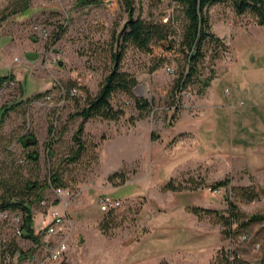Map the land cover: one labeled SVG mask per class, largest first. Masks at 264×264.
I'll use <instances>...</instances> for the list:
<instances>
[{
  "label": "rangeland",
  "instance_id": "374dc122",
  "mask_svg": "<svg viewBox=\"0 0 264 264\" xmlns=\"http://www.w3.org/2000/svg\"><path fill=\"white\" fill-rule=\"evenodd\" d=\"M26 2L30 9L23 13ZM133 7L134 17L145 20H162L168 13H177L168 0H133ZM212 10H224L221 21L248 34L246 38L231 35L229 45L225 44L227 51L219 50L216 58L213 46L205 47L204 74L209 77L213 70L215 80L233 61L232 51L240 62L243 51L249 48L246 46L253 45L250 35L257 24L249 14L237 16L230 6ZM127 20L122 0H103L98 5H84L79 0H0V78H13L0 89V108L21 102L1 127L0 180L20 171L24 176L48 182L58 172L73 196L60 198L48 189L43 196L49 206L37 203L34 214H43L44 219L54 211L49 209L61 202L59 210L69 214L68 223L74 227L69 236L70 250L82 252L86 246L81 232L88 231V242L93 245L100 243L97 235H104L108 246L114 248V263L126 262L131 257L127 252L132 250L134 263L142 264L145 244H155L160 237H177L180 250L192 251V258L200 262L212 255L208 261L219 264L221 251L234 243L243 259L259 264L264 253V133L259 142H251L244 158L232 154L231 142L206 147V128L201 129L199 122L206 120L208 101L204 96L210 87L203 96L192 87L176 95L173 84L179 63L175 56L169 55V63L151 73L153 59L149 55L132 46L126 49L121 70L137 77L133 96L150 101L152 107L140 112L134 98L115 94L113 104L123 108L126 115L118 121H87L82 133L85 149L74 160L78 148L75 133L82 121L75 115L78 103H83L86 91L93 96L98 93L112 69L111 55L118 50L116 40ZM250 49L257 53L256 47ZM156 50L161 53L159 48ZM75 86L80 87V96H67L65 90ZM193 123L198 124L197 128L192 127ZM31 134L38 144L26 148L20 138ZM187 139L183 149L182 142ZM190 149L192 152H187ZM32 151L39 153L38 169L26 160ZM186 152L189 158H184ZM184 160L187 161L183 163ZM225 179L231 181L228 187L213 188ZM170 180L181 189L163 190ZM240 188L254 189L257 199L248 201L241 192L234 191ZM106 190L114 191L108 196L124 202L109 217L100 210L99 203L101 192ZM3 193L0 184V197ZM228 200L246 218H254L235 242L225 237V227L218 216L192 212L197 207L225 214ZM86 216L91 221L83 223L84 227L69 222L73 217L84 220ZM12 234L10 222L0 220V241L10 239ZM243 235H248V241L240 240ZM58 240L50 238L45 244L42 239L39 246L24 239L18 242L24 251L34 250L31 255H37L41 263ZM62 262L70 264L67 253L52 264ZM187 263L195 262L179 260V264Z\"/></svg>",
  "mask_w": 264,
  "mask_h": 264
},
{
  "label": "trees",
  "instance_id": "16d2710c",
  "mask_svg": "<svg viewBox=\"0 0 264 264\" xmlns=\"http://www.w3.org/2000/svg\"><path fill=\"white\" fill-rule=\"evenodd\" d=\"M79 1L84 5H98L103 0ZM122 1L126 7L128 20L125 22L122 31L117 37L118 50H115L111 55L113 63L112 69L102 82L98 93L93 96L89 91H86L87 96L84 98L83 103H78V110L75 115L80 117L82 121L75 133V141L77 142L78 148L75 152L74 160H77L85 149L84 142L82 141V133L87 121L93 118L118 121L126 115L123 108L116 107L113 104L112 100L115 94L123 93L134 98L135 105L140 112L149 110L152 107L150 101L133 96V91L138 84L137 77L134 74L121 70V62L129 46L149 55L153 59V63L149 67L151 73L163 68L165 64L169 63V55L175 56L179 66L177 71L178 77L173 84V92L177 95L192 87L196 88L197 95L203 96L215 78V72L213 70L210 71L211 76L209 77H205L204 74V70L207 68V51L205 47L208 44L213 46V58L218 57L219 50L223 52L227 51L225 43L211 30L209 18L210 8L215 5L230 6L236 15L242 16L249 14L257 25L264 26V0H168L175 5V12L177 13L176 15L173 14L172 18L167 22L163 18L162 20H145L141 17H134L135 9L133 7V0ZM29 9V5L26 2L22 6L21 11L25 13ZM178 21L180 25H177ZM157 48L161 50L160 54L157 53ZM11 79L13 78L8 76L0 78V89ZM74 88L80 89V87L75 86L65 90L66 95L70 96L71 90ZM40 97L37 96V98ZM70 97L77 98L79 96ZM20 106L21 102L0 108V131L1 127L9 118L10 113L16 111ZM50 132L53 133V128H51ZM20 143L28 148L30 146H37L38 141L31 134V136H22ZM26 160L33 163L35 169L39 168V153L37 151L28 152ZM230 183L231 181L229 179H225L216 182L213 188L228 187ZM0 184L4 190V193L0 197V213L8 212L12 217L20 216L21 222L18 225L22 233L20 239L28 240L33 242L34 245L39 246L42 242V236L36 233L34 229V206L37 203H41L44 208L49 206V202L45 199L43 193L48 189H52L55 192L58 188H66L62 177L58 172H54L48 182H43L34 178L33 175L27 177L18 171L10 174L8 178L0 180ZM180 189V187L174 185V180H170L163 188L165 191L173 192L179 191ZM234 191H237V194L241 192L240 195H243L248 201H252L258 197L254 189L240 188L234 189ZM114 211L108 212V217L112 216ZM192 212L196 215L206 213L208 215L218 216L220 218L219 222L225 227L223 232L225 237L233 240L242 232L247 231L251 223L254 222L253 217L246 218L232 201H229V208L225 214L215 210L197 207L193 208ZM0 220L10 222L13 229V234L10 239H2L0 241V264L3 263L2 261L6 256L13 255L15 252L20 253L21 259L18 261L22 264V260L26 256L31 255L34 250L26 252L21 248L18 238L14 236L15 224L11 222V216ZM234 226L236 228L233 229ZM101 230L104 233L106 232L104 226L101 227ZM234 254L237 255L238 252L235 251ZM219 257V264H233L230 261V253L225 249L221 251ZM62 264L66 263L62 262ZM160 264L171 263L163 261ZM235 264L250 263L237 258ZM259 264H264V253Z\"/></svg>",
  "mask_w": 264,
  "mask_h": 264
},
{
  "label": "crops",
  "instance_id": "0c3cea01",
  "mask_svg": "<svg viewBox=\"0 0 264 264\" xmlns=\"http://www.w3.org/2000/svg\"><path fill=\"white\" fill-rule=\"evenodd\" d=\"M219 6L223 5H215L209 10L212 32L226 45H229L231 35H233L234 38L239 34L244 38L248 37L245 30H237L235 26L225 25L224 22L221 21L220 18L223 16L224 10H212ZM253 32L254 34H251L250 36L251 38H254V43L253 45H245L249 48L243 51L240 62L237 59V53L235 50L232 51L234 52V59L229 63L228 69L224 71L225 74L220 75L212 82V85L204 96L208 101L206 120L199 122L201 129L206 128L205 131L207 132L206 135L208 137L206 138V147L214 143L228 144V142H231L230 150L232 151V154L236 157L240 156L243 158L245 157V154H247V148L252 144L251 142H259L258 140L261 138L260 134L264 133V26L256 25ZM233 41L235 40L233 39ZM251 46L257 48V53H253V50L250 49ZM227 89L230 90L228 94ZM193 124L192 127L197 128L198 124L196 126L195 123ZM186 141H188V139L182 142L183 149V143ZM191 149L187 150V152H192ZM187 152L186 154L184 153L186 156L184 158H187L189 155ZM197 153L195 157H197ZM205 158L207 159V157ZM256 158L260 159L261 156L259 157L258 155ZM186 161L187 160H184L183 163ZM113 192L114 191L112 190L102 191L101 196L110 195ZM61 205L62 203L59 202L49 210L53 211L55 209H61ZM42 215L43 214H34L35 232L40 229L39 226L42 224V221L43 224L41 227L52 220V214H44L46 215L44 219H42ZM68 215L69 214H67V217ZM37 219L39 225H36ZM72 221L69 220L70 223H75L77 227L81 228L84 227L83 223H87L91 220L86 216L84 220H77L73 217ZM73 228L74 227H72V229ZM81 233L85 234L84 240L86 247H84L81 252L73 249L70 250L69 244L67 261L70 264H72L73 261L78 264H135L134 255L131 252L132 250L127 252L128 255L131 254V257H128L126 262L122 261L114 263V248L108 246L110 243L106 241L104 235H97L100 243L93 245L92 242H88V240L91 239V233L88 231ZM52 239L58 240V238ZM157 241V243L152 245L150 242L144 245V262L142 264H160L162 261H174V264H179V260L182 259H189L190 262L192 260L195 262L190 264H211L208 260L212 259V255L211 257H204L202 259L203 262H200L198 261L199 258H192V251L180 250L178 247V242L180 240H178L177 237L166 240L160 237ZM174 251H176L175 254Z\"/></svg>",
  "mask_w": 264,
  "mask_h": 264
},
{
  "label": "built area",
  "instance_id": "2783aa9c",
  "mask_svg": "<svg viewBox=\"0 0 264 264\" xmlns=\"http://www.w3.org/2000/svg\"><path fill=\"white\" fill-rule=\"evenodd\" d=\"M172 18V14L168 13L163 17V20L165 22L169 21ZM171 71V70H170ZM81 90L79 88H74L71 90L70 96H80ZM55 193L58 197H72L73 192L69 188H58L55 190ZM100 203V210L104 213H108L112 210H118L122 207L124 204L122 199H115L113 197H110L108 195H103L99 199ZM11 216V222L15 224V231L14 236L18 239L22 236L21 229L18 227L19 223L21 222L20 216H13L10 215L8 212L0 213V219H6ZM72 227L71 224L68 223L67 216L61 212L59 209H55L52 212V220L45 224L43 227H41L40 230H38L36 233H39L42 236V239L45 241V244L49 243L50 238H58V243H56V246L52 247L49 251L48 255L43 258V262L38 263L39 259L37 255H28L25 258V264H52L54 262H57L63 258V256L67 253L69 249V236L71 234ZM248 235H243L240 240L242 241H248ZM229 241L235 242V239H228ZM259 247V245L255 246ZM226 251L230 253V261L235 264L237 258L243 259L240 251L236 248H234V243H231V246H229ZM238 252L237 255L234 254V252ZM21 259V255L19 252H15L13 255H8L6 258L2 261V264H20L18 260ZM11 261V262H10ZM13 262V263H12ZM16 262V263H14ZM250 264H253L250 262Z\"/></svg>",
  "mask_w": 264,
  "mask_h": 264
},
{
  "label": "water",
  "instance_id": "95a60500",
  "mask_svg": "<svg viewBox=\"0 0 264 264\" xmlns=\"http://www.w3.org/2000/svg\"><path fill=\"white\" fill-rule=\"evenodd\" d=\"M29 57H31V56L29 55Z\"/></svg>",
  "mask_w": 264,
  "mask_h": 264
}]
</instances>
